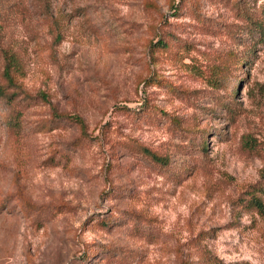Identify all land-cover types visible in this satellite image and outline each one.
Returning <instances> with one entry per match:
<instances>
[{"label": "rangeland", "instance_id": "obj_1", "mask_svg": "<svg viewBox=\"0 0 264 264\" xmlns=\"http://www.w3.org/2000/svg\"><path fill=\"white\" fill-rule=\"evenodd\" d=\"M150 1L0 0V48L34 97L17 135L0 108V264H202L200 238L224 264H264V216L233 202L264 175V40L233 4L259 17L264 0Z\"/></svg>", "mask_w": 264, "mask_h": 264}, {"label": "trees", "instance_id": "obj_2", "mask_svg": "<svg viewBox=\"0 0 264 264\" xmlns=\"http://www.w3.org/2000/svg\"><path fill=\"white\" fill-rule=\"evenodd\" d=\"M146 3L156 8L155 4L150 0H146ZM233 5L236 9L235 11L238 20L244 22V24L248 26L249 30L257 31L259 37L264 40V16L258 17L257 15L248 13L246 8L243 5H240V2L238 1L234 2ZM50 27H52L55 31L54 42L57 44L60 43V38L62 37V25L60 21H52V25ZM154 35L157 36V34ZM169 46L170 39H167V36L160 35L158 36V40L156 42H149L148 49L155 58L153 53L161 51L164 52L163 54H165ZM0 51L4 58L3 66L0 69V108L3 109V118L8 131L17 135L23 129L22 123L24 113L33 104L34 97L19 90L21 71L17 66L18 64L15 57L12 55V53H9L7 49L0 48ZM155 77L156 75L154 73L149 78L148 83L160 85V83L164 82V79H157V77ZM144 81H146V79H144ZM223 83L224 82L222 79H216L213 82V87L220 89L222 88ZM53 116L54 117L49 120V129L52 127H57V121L62 118L61 114H55ZM64 118L68 120L72 119L81 127H83V122L78 116H64ZM174 120V118L171 119L172 124L175 126V128L181 130V132H186V129H189L191 126L188 123L180 122L178 120L175 122ZM128 146L132 149H135L139 156L150 160L162 169L167 170L169 168L170 160L167 156H162L155 152L146 150L136 143L128 144ZM201 149L203 152L206 151V145L204 143H202ZM263 180L264 175L262 176V181ZM262 181H258L256 184L249 186L245 192H243L236 200L233 201L234 204L246 211H256L264 216V204L262 199L258 196V194H264V185L262 184ZM15 198H17L19 201V205L21 206L24 216L32 219V222L38 227L44 225L45 222L50 219L52 209L32 203V201L25 197L21 192H17ZM99 223L103 227H108L109 225L108 219L100 220ZM201 240H203V238L192 240V255L199 258L200 263L202 264H224L220 259H218L215 255H212L206 249V246L202 244ZM91 246L87 247L86 255L82 257L83 259L87 260V257H90L93 253H95V250L91 248ZM181 264H191V262L184 259L182 260Z\"/></svg>", "mask_w": 264, "mask_h": 264}]
</instances>
